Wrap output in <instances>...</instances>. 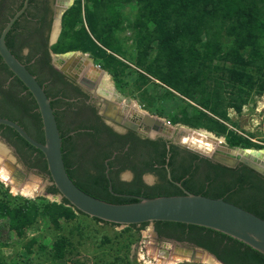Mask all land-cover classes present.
Instances as JSON below:
<instances>
[{
	"label": "trees",
	"instance_id": "1",
	"mask_svg": "<svg viewBox=\"0 0 264 264\" xmlns=\"http://www.w3.org/2000/svg\"><path fill=\"white\" fill-rule=\"evenodd\" d=\"M85 1L75 0L63 13L61 34L51 46L54 52L89 51L111 73L124 94L134 96L141 91L144 107L154 105L157 99L180 94L184 103L187 99L194 100L201 108L194 105L193 110L188 111L182 107L179 114L170 116L172 121L191 127L203 126L218 135L226 134L228 143L234 146L264 147L225 124L230 120L229 108L240 112L253 92L264 90V0H89L90 5ZM131 2L138 4V10L129 23L135 53L128 55L118 34L126 30L121 5ZM2 29L0 26V32ZM10 33L11 30L6 36L7 45L29 68L26 62L30 55L20 52L21 48L10 38ZM10 77H13L11 81L17 93L3 98L0 115L19 122L34 138L44 141L35 98L0 55L1 83ZM38 81L42 84L40 79ZM149 83L164 86V92L154 89L148 94ZM52 92L47 95H56ZM51 103L55 106V101ZM56 118L58 121L57 115ZM58 126L70 177L96 197L126 203L137 201L138 197L134 196L137 194L154 197L183 194L189 190L222 197L264 219V175L244 163L233 168L179 144L167 148L166 141L157 139L149 142L160 143V149L156 155L149 154L152 156L145 159V168L136 171L132 181H118V172L111 169L110 161L106 162L107 153L97 155L93 166L84 167L77 175L71 168L73 154L67 145L70 136H66L67 131L59 121ZM0 132L16 147L30 168L37 167L41 173L49 175L51 185L47 190L58 194L44 153L8 125L0 124ZM107 167H110L108 171ZM145 172L155 174L158 180L152 185L144 184L142 175ZM79 215L91 217L71 205L65 197L57 202L43 196L33 199L12 195L0 181V218L8 219L13 239L24 246L28 254L24 259L18 252L17 257L12 256L7 261L0 252V264L34 263L37 256L32 245L42 242L35 237L27 238V231L39 218L59 230L63 228V222L73 221ZM91 218L98 223L121 225ZM147 223L127 227L139 232ZM156 223L158 228L164 226L171 232H184L185 238L214 253L225 264H264L262 252L220 231L174 221L157 220ZM75 229L81 234L79 226ZM178 237L182 238V235ZM5 245L6 242H0V248ZM73 246L69 237L58 235L52 243L51 258L56 261L65 258ZM40 247L45 248V244ZM120 259L121 264H133L126 258Z\"/></svg>",
	"mask_w": 264,
	"mask_h": 264
},
{
	"label": "flooded vegetation",
	"instance_id": "2",
	"mask_svg": "<svg viewBox=\"0 0 264 264\" xmlns=\"http://www.w3.org/2000/svg\"><path fill=\"white\" fill-rule=\"evenodd\" d=\"M67 2L68 0H0V26L4 28L10 19L24 8L14 21L9 36L18 43L23 55H30L31 58L26 63L36 78L42 81L46 93L53 91L52 93L56 94L50 98L51 101H55L53 108L59 123L67 131L66 136H70L67 145L73 154L71 168L76 170V174L79 175L84 167L93 166L97 155L107 153L109 156L106 162L110 161L111 169L118 172V181H132L136 171L145 168V159L156 155V151L160 149V143L149 141L163 139L167 142V148H170L171 144L187 146L178 142L179 130H174L171 121L165 122L167 127L163 126L162 132H154L146 126L145 131L139 129L141 123H138V120L141 116L138 113L148 111L142 104H136L116 88L114 91L112 86L110 89L103 87L101 81L105 74L99 72L97 66L89 63L87 57L77 55L78 53L67 58L55 57L66 53H56L51 46L61 34V22L58 28L57 16L60 7ZM12 78L4 83H1L0 79V107L3 98L17 93ZM127 121L136 124L138 128L129 126ZM161 121L164 119L161 118ZM21 159L27 168L37 170L47 180L45 191L49 193L47 190L51 185L49 175L41 173L37 167L30 168L28 162L22 157ZM109 169L110 167H107V170ZM147 175H150L149 178H146ZM142 179L146 185H152L147 179H153L154 183L158 180L151 172L143 173ZM145 227L153 234L151 241L157 249L164 243H171L170 253L182 254L183 249L210 252L185 238L184 232L180 230L171 232L164 226L158 228L156 221L148 222ZM179 235H182V238L178 237Z\"/></svg>",
	"mask_w": 264,
	"mask_h": 264
},
{
	"label": "water",
	"instance_id": "3",
	"mask_svg": "<svg viewBox=\"0 0 264 264\" xmlns=\"http://www.w3.org/2000/svg\"><path fill=\"white\" fill-rule=\"evenodd\" d=\"M68 2L60 7L57 16L59 21L58 28L64 11L73 4L74 0ZM22 10L16 13L0 32V55L10 70L24 83L35 98L42 119L44 141L34 138L20 123L10 118L0 115V124L14 128L26 141L44 153L52 180L59 190L58 194H47L53 200L59 202L65 197L71 205L91 217H97L121 225L160 220L212 228L241 240L264 254V219L222 197L215 198L185 190L183 194L154 197L140 196L137 201L115 203L86 192L74 182L65 165L62 136L51 98L47 95L44 86L38 81L36 76L12 52L6 42V35ZM73 53L85 56L79 51H69L55 57H72ZM87 59L92 61V58L87 57ZM97 68L99 72L104 73L103 69L98 66ZM125 101L128 102V100ZM138 114L141 116V119L138 120V123H141L139 129L143 131H145V126L154 132H162L163 126L167 127L166 123L162 122L158 116L149 114L148 112H139ZM127 124L138 128L136 124H132L130 121H127ZM183 131L185 130L180 131L178 135L181 136L184 133ZM213 139L219 141L220 146L216 147L211 153L203 152L191 146L189 148L191 147L190 149L230 167L244 163L264 175V147L230 146L217 139V137L213 136ZM177 140L185 144L179 140V137ZM4 163L8 167L11 177L14 178L16 186L26 184L23 180L25 174L18 166L9 163L7 159H4ZM168 177L171 178L169 168ZM177 184L182 186L180 182H177ZM109 188L112 190L111 182ZM36 194L37 192L34 193V195ZM146 232L153 235L149 230ZM151 244L154 246L153 242ZM163 245L158 248V251L162 261L165 260L167 263L170 260L174 261L175 264L184 261H202L203 257L206 256L221 264H225L216 255L208 251L183 249L182 254L170 253L169 248L172 247V244L164 243ZM178 249L175 248V250Z\"/></svg>",
	"mask_w": 264,
	"mask_h": 264
},
{
	"label": "rangeland",
	"instance_id": "4",
	"mask_svg": "<svg viewBox=\"0 0 264 264\" xmlns=\"http://www.w3.org/2000/svg\"><path fill=\"white\" fill-rule=\"evenodd\" d=\"M85 1V0H84ZM75 2V0H74ZM87 2V3H86ZM86 4L90 5V1L86 0ZM68 9V8H67ZM121 10L123 12L124 20L123 25L126 26V30L119 33V37L123 41L124 46L128 51V55H133L135 53L134 43L132 41L133 30L129 27V23L133 21L135 15H137L138 4L135 3H123L121 5ZM62 29V20H61ZM58 41V40H57ZM55 41V43L57 42ZM228 44H230L228 42ZM69 51H79L82 52L86 57L92 58L89 63L103 69L104 74H106L109 79L113 90L114 88L123 93L116 85L111 73L102 67L101 61L97 60L89 51L84 52L81 50H69ZM65 51V52H69ZM59 53V52H56ZM124 59V58H123ZM148 94L149 92L157 89L159 92H164L163 88L160 86H154L153 83L147 85ZM141 91L136 92V95H127L128 99L133 100L136 104H141ZM123 95H126L123 93ZM183 96L178 94L174 98H163L157 99L154 105L150 107H144L146 111L151 114L164 119V122H172L174 130H185V134H203L209 137H217V139L224 142L226 145L234 146L228 143L226 134H216L213 131L208 130L206 127H191L180 121H172L171 115L179 114L182 107H186L188 111L193 110V106L197 105L194 100H188L184 103ZM263 103V104H262ZM198 106V105H197ZM200 107V106H198ZM201 108V107H200ZM228 116L230 120H226L225 124L229 129L237 131V133L248 137L252 142L264 145V90L262 93L253 92L249 98V102L243 105L242 110L236 111L234 108L228 109ZM189 147L187 144H184ZM239 146V145H236ZM242 147V146H239ZM191 148V147H190ZM251 148V147H250ZM258 148V147H254ZM0 166H5L4 159H7L9 163L18 166L25 174L23 180L26 184L24 185H34L36 187V195H24L23 193L13 191L11 182H7L0 177V181L4 183L5 187L8 188L12 195H20L27 198H37L45 197L51 201L53 200L49 194L46 193L47 180L44 179L37 170L29 169L22 161L17 149L14 145L9 143L0 134ZM147 175L146 178H149ZM13 178V177H12ZM128 179L127 177H125ZM152 178V177H150ZM150 184H153V179H147ZM39 202L41 200H38ZM59 202V201H57ZM8 219L0 218V242H6V245L0 248V252L7 258V261L11 257L16 256L17 253L22 254L27 258L28 254L21 244L13 239V233L8 228ZM79 226L81 229V234L76 231L75 227ZM151 227V224L148 226ZM148 227H144L139 232L137 230H130L127 225H111L105 223H98L94 219L88 216L79 215L77 219L69 222H63V228L56 230L52 225L48 224L47 221L39 218L37 222L28 228L27 238H38L40 242L45 244V248H41L42 243H34L33 251L36 253V258L33 264H121V258H126L127 261H131L133 264H144V260L141 259L140 253L143 252L147 257L155 260L160 257L158 249L151 244L152 236L146 231ZM146 228V229H145ZM66 235L73 242L74 249L67 254V256L61 260H54L51 258V247L52 243L58 235ZM101 257L100 260L98 258ZM18 260L15 258L14 260ZM143 260V261H142ZM165 261V260H164ZM215 261V260H214ZM217 262V261H215ZM19 264H27V262H21ZM181 264H208L202 260V262H191L184 261Z\"/></svg>",
	"mask_w": 264,
	"mask_h": 264
},
{
	"label": "bare ground",
	"instance_id": "5",
	"mask_svg": "<svg viewBox=\"0 0 264 264\" xmlns=\"http://www.w3.org/2000/svg\"><path fill=\"white\" fill-rule=\"evenodd\" d=\"M72 0H69L71 2ZM68 2V3H69ZM76 53H73V55ZM72 56V55H71ZM101 85L105 88H111V83L109 77L105 74L102 78ZM263 104V103H262ZM184 133L180 136V140L187 144L188 146L190 145L193 148H196L198 150H201L203 152L211 153L213 150L216 149V147L220 146V142L213 139V137H209L203 134H197V133H192L190 135ZM1 160V159H0ZM0 177L3 180H6L7 182H11L14 185L12 186L13 191H19L23 193L24 195H33L36 191V187L34 185H22V186H16L15 185V180L14 178L11 177V173L8 169L7 166H0ZM141 259L144 260V264H175L174 261L170 260L168 263L162 261L160 257H157L155 260L148 258L145 253L141 252L140 253ZM204 261L207 262L208 264H221L219 262H215L213 259L210 257H203ZM142 260V261H143Z\"/></svg>",
	"mask_w": 264,
	"mask_h": 264
},
{
	"label": "built area",
	"instance_id": "6",
	"mask_svg": "<svg viewBox=\"0 0 264 264\" xmlns=\"http://www.w3.org/2000/svg\"><path fill=\"white\" fill-rule=\"evenodd\" d=\"M169 123V122H168Z\"/></svg>",
	"mask_w": 264,
	"mask_h": 264
}]
</instances>
